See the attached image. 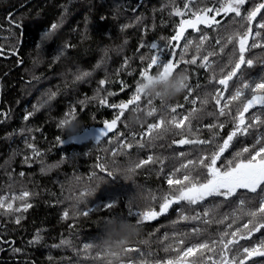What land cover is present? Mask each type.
<instances>
[{"label": "trees", "instance_id": "obj_1", "mask_svg": "<svg viewBox=\"0 0 264 264\" xmlns=\"http://www.w3.org/2000/svg\"><path fill=\"white\" fill-rule=\"evenodd\" d=\"M184 2L175 0V6L182 8ZM252 6L249 0L243 11L246 13ZM173 7L172 0H0V49L3 55H0V196L7 198L6 203L11 201L14 208L24 202L32 205L21 213L3 214L4 209H0V264H107V258L99 247L106 232L113 228L119 230L121 225L134 224L138 225L140 233L126 247L139 251L124 255L118 264H162V261L176 256L175 251L166 252L164 249L177 247L178 239L183 238L187 243L219 239L231 221L224 224L217 221L226 215L232 216L237 210L238 200L252 195L241 192L231 201L211 197L199 206L173 205L157 219L137 224L139 217L135 213L148 208L158 210L160 197L168 191L166 174L180 163L179 159H174L176 154L184 152L185 159H195L206 146L173 145V140L181 138L174 130L153 145L127 150L128 154L113 158L110 150L117 146L118 141H132L133 135L140 140V134L146 131L149 123L157 122L177 105L180 106L177 111L181 117L193 108L201 109L199 118L192 121L193 131L185 128L182 133L196 138V128L215 121V117L208 115L215 110L214 102L208 105L200 102L213 91V86L208 83L211 72L203 69L193 75L191 69L194 66L181 64L175 73L189 68L188 83L194 88L198 83V89L191 95L185 89L166 103L143 96L137 112L132 111L134 106L130 107L112 132L96 140L104 122L111 121L118 113V109L100 105L99 98L109 91L117 93L108 97L109 104L126 102L131 98L141 81L139 72L147 66L152 54L147 45L157 42L164 49L175 34L182 17L170 15ZM232 15L217 19L228 25ZM53 24L57 25L55 30H52ZM201 27L215 45L217 30ZM21 32L23 37L18 48ZM45 32L48 35L43 37ZM220 34H225L222 29ZM186 36L189 39L195 37L198 41L199 34L188 30ZM184 42L181 41V46ZM142 43L146 45L144 48L140 47ZM172 43L174 45L175 41ZM17 49V56H14ZM226 51L230 53L231 46ZM194 54L192 49L186 58L190 59ZM142 56L145 57L143 61ZM168 56L166 51L165 59ZM246 58L254 61L252 68H245L248 78L264 76V48L250 49ZM227 59L224 56L222 62ZM125 60L128 61L127 66L124 65ZM160 71L162 68L154 67L150 74L156 75ZM83 73L89 75L77 80L76 77ZM102 79L107 81L105 90L98 91ZM121 81L127 85L123 91ZM164 86L163 83L157 85L160 90ZM185 96H188L187 100ZM149 99L152 100L151 105L148 104ZM193 100H196L195 104ZM73 108L76 119L71 130L68 126L61 127L60 122ZM152 108L157 112L149 117L147 112ZM252 111L259 112L260 109ZM25 116H28L27 120ZM133 117L140 122L130 124ZM225 119L228 118H221L222 121ZM125 122L128 127H125ZM230 130L231 124H226L221 136H226ZM211 135V130L203 128L200 138ZM254 141L255 136L240 138L225 153V163L233 158L236 151L253 145ZM28 144H33L41 155L33 156ZM148 155L168 158L164 172L161 173L159 164H151L136 170L130 179L126 178L125 170L130 164L146 159ZM247 156L245 153L243 158ZM100 158L109 163V170L115 169L114 176H107L96 168ZM113 159L115 164H112ZM57 164L58 167H52ZM46 166L47 170H44ZM93 172L102 176L103 181H89L88 177ZM73 178L86 181L89 188L94 189L75 209L72 208V197L81 195L83 190L72 191L69 188L68 181ZM23 191L30 193L25 201L11 200L13 195ZM152 195L157 197L156 201L151 200ZM110 198L115 201L112 208L99 207ZM88 208L92 211L87 217L74 214ZM181 208L189 216L196 211L203 213L214 209L206 218L212 222L173 224ZM65 211L69 212L67 219L63 218ZM130 211L133 215H129ZM17 215L23 217L19 224L15 223ZM247 219L249 217H244L237 223ZM193 228L202 231L194 236ZM178 233L185 235L179 236ZM166 235L168 239H164ZM62 240L70 243L61 244ZM262 241L264 230L255 233L250 241L241 243L249 245ZM85 244L92 247L85 250ZM248 264H264V257H255Z\"/></svg>", "mask_w": 264, "mask_h": 264}, {"label": "snow or ice", "instance_id": "obj_2", "mask_svg": "<svg viewBox=\"0 0 264 264\" xmlns=\"http://www.w3.org/2000/svg\"><path fill=\"white\" fill-rule=\"evenodd\" d=\"M251 2L253 6L245 13L243 8L249 3V0H185L182 8L175 6V0H172L174 7L170 15L182 17L175 28V34L170 37L164 49L157 42L147 45L152 50V54L147 66L139 72L141 81L151 76L150 71L154 67L162 68L160 71L162 77L173 75L181 64L194 66L191 69L193 75H197L200 69L211 72L208 83L213 86V91L207 93L200 102L201 105L214 102L215 110L209 112L208 115L215 117V121L203 125V128L212 131V135L208 138H200L203 128H196L194 130L196 138L183 136L182 133L185 128L189 132L193 131L192 121L199 118L198 114L201 109L193 108L191 112L181 117L177 111L180 106L177 105L172 106L157 122L149 123L146 131L140 134V140H136L135 135H133L132 141L127 139L123 142L118 141L117 146L110 150L113 158L128 154L127 150L134 147L143 149L148 145H153L156 140L165 138L168 133L174 130L175 134L180 135L181 138L173 140V145L206 146L205 151L195 159H185L186 153L184 152L176 154L174 159H179L180 163L166 174L168 191L160 197L161 202L158 210L148 208L135 213L139 217L137 224L157 219L167 213L173 205L199 206L211 197L231 201L241 192L252 194L238 200L237 210L232 216L226 215L217 221L220 224L231 221L226 224V230L220 234L219 239H200L195 243H187L183 238L178 239L176 241L177 247H165L164 249L166 252L175 251L176 256L162 261V264H248V261L255 257H264V241L249 245L241 243V241H250L255 233L264 230V76L258 79H250L245 71V68H252L254 65L252 59L246 58V53L253 48H264V14H262L264 2H256V0H251ZM230 14L234 15L231 16L228 25H224L220 19H217L221 16L227 18ZM201 26L217 30L218 38L215 39V45H212L209 35L203 31ZM51 27L52 30H55L57 25L53 24ZM221 29L224 31V35L220 34ZM188 30L199 34L198 41L195 37L189 39L186 36ZM47 35L48 33L45 32L43 37ZM182 40L185 41L183 46H181ZM173 41H175L174 45ZM145 46L144 43L140 45L141 48ZM229 46H231L230 53L226 51ZM37 47L39 48L40 45L37 44ZM192 49H194L195 54L191 55L190 59L186 58ZM177 50H179V58H177ZM166 51L169 52V56L165 59ZM224 56L228 57L226 62H222ZM144 59L145 57L142 56L141 60ZM127 64L128 61L125 60L124 65L127 66ZM183 72L187 76L185 89L191 95L200 85L197 83L194 88L188 83L189 68H185ZM131 74L129 73V75ZM88 75L89 73H83L82 76L76 78L80 80L83 76ZM106 83L105 79L100 80L98 91H104ZM120 83L121 91H123L127 85L122 81ZM138 85L139 82L135 93L126 102L109 104L108 97L117 95L111 91L107 92L106 96L99 98L100 105L118 109V113L111 121L104 122L103 130L99 132L96 140H100L101 137L112 132L117 127L118 122H122L130 107L134 106L132 107L134 113L140 109L139 102L143 93ZM52 96H55V93H52ZM187 99L188 96H185V100ZM192 103L195 104L196 100H193ZM148 104H152L151 99H149ZM258 107L259 112L252 111ZM156 112L157 109L152 108L147 112V116L152 117ZM166 116L170 118H166ZM225 117L228 119L222 121L221 118ZM25 119L27 120L28 116H25ZM75 119L76 110L73 108L66 113V118L60 122V126H72ZM229 123L231 130L226 136H221L220 133ZM128 126L125 122V127ZM248 136H255L254 144L244 146L236 151L233 158L225 163V153L234 147V143L239 142L240 138ZM28 147L32 149L33 156L41 155L33 144H28ZM245 153L248 154L247 158H243ZM167 159V157L160 158L155 155H148L146 159H139L138 162L131 163L125 170L126 178L130 179L136 170L151 164H159L160 171L163 173ZM112 164H115L114 159ZM58 166L57 164L52 167ZM96 168L101 173H106L107 176H114L115 169L109 170L110 165L103 158H100ZM103 179L102 176H97L95 172L88 177L89 181L102 182ZM91 190L82 192L81 198L91 195ZM29 196V192L23 191L19 195H13L11 200L25 201ZM6 199V197L0 196V209H4L3 214L26 212L32 207L30 203L24 202L20 207L14 208L11 201L6 203ZM151 200L156 201L157 197L152 195ZM114 203L115 201L110 198L108 202L99 207L110 209ZM249 204L252 206L249 207ZM91 211V208H88L84 211L77 210L74 214L87 217ZM213 211L214 209L205 210L203 213L196 211L194 215L189 216L181 208L178 218L173 221V224L190 221L210 223L212 221L206 218L210 217ZM129 215H133V213L130 211ZM68 217L69 212L65 211L63 218L67 219ZM112 217L126 219L122 216ZM244 217H249V219L238 224L237 221ZM22 219V216L17 215L15 223L19 224ZM201 231V229L193 228L192 234L198 236ZM177 235L184 236L185 234L178 233ZM38 238L39 236H37V240ZM164 239H168L167 235ZM69 243L67 240L61 241V244L64 245ZM91 247L90 244L84 246L85 250ZM15 251H19V249H15ZM136 251L139 250L131 247L124 248L126 255Z\"/></svg>", "mask_w": 264, "mask_h": 264}, {"label": "clouds", "instance_id": "obj_3", "mask_svg": "<svg viewBox=\"0 0 264 264\" xmlns=\"http://www.w3.org/2000/svg\"><path fill=\"white\" fill-rule=\"evenodd\" d=\"M163 83L165 86L163 90H160L157 85ZM187 83L186 73L183 71L175 73V75H169L162 77L160 73L151 75L139 82V87L142 89L144 97H152L159 99L162 102H168L181 95L185 90ZM140 121L133 117L130 124L139 123ZM71 130V126H68ZM44 170H47V166ZM68 186L72 191L82 189L83 192L89 190V186L86 181H82L78 178H73L68 181ZM94 189L91 190V194ZM72 208L75 209L79 203L83 202L80 195L72 197ZM140 233L138 225H121L119 230L110 229L106 232L104 239L100 242L99 247L102 250L104 256L107 258V264H118L121 257L125 254L124 248L126 245L134 239Z\"/></svg>", "mask_w": 264, "mask_h": 264}, {"label": "bare ground", "instance_id": "obj_4", "mask_svg": "<svg viewBox=\"0 0 264 264\" xmlns=\"http://www.w3.org/2000/svg\"><path fill=\"white\" fill-rule=\"evenodd\" d=\"M22 37H23V35H22V32H21V36H20V43H19V46H18V48H19V47H20V45H21ZM17 53H18V49H17V50H16V51L13 53V55H14V56H17ZM0 55H1V56H3V55H2V53H1V49H0Z\"/></svg>", "mask_w": 264, "mask_h": 264}]
</instances>
